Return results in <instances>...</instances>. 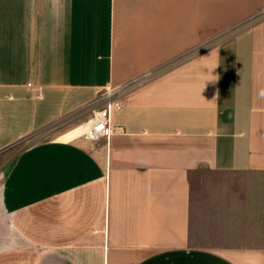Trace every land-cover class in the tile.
<instances>
[{
	"label": "crops",
	"instance_id": "0c3cea01",
	"mask_svg": "<svg viewBox=\"0 0 264 264\" xmlns=\"http://www.w3.org/2000/svg\"><path fill=\"white\" fill-rule=\"evenodd\" d=\"M0 264H264V0H0Z\"/></svg>",
	"mask_w": 264,
	"mask_h": 264
},
{
	"label": "built area",
	"instance_id": "2783aa9c",
	"mask_svg": "<svg viewBox=\"0 0 264 264\" xmlns=\"http://www.w3.org/2000/svg\"><path fill=\"white\" fill-rule=\"evenodd\" d=\"M121 89H107L101 92L95 104L91 107V118L88 121L85 137L101 142L103 139H110L113 128L111 123L112 112L121 109L119 101Z\"/></svg>",
	"mask_w": 264,
	"mask_h": 264
},
{
	"label": "rangeland",
	"instance_id": "374dc122",
	"mask_svg": "<svg viewBox=\"0 0 264 264\" xmlns=\"http://www.w3.org/2000/svg\"><path fill=\"white\" fill-rule=\"evenodd\" d=\"M43 134V133H42ZM53 133H50L49 136H51ZM41 137V135H40ZM46 138V137H45ZM46 139H29L25 144L23 145H19L17 148H14V150L9 151L7 158L8 160H12L14 158V156L20 152L21 150H23L24 148L27 147V145L32 144L33 142H40V141H44ZM219 175L213 174V173H209V172H202L201 174H199L198 176H196L194 182H193V202L194 205L196 207V209L198 208V210H202L205 207V204L208 203L209 198H210V194L208 191H206L205 189L203 190V187L206 186V189H208L209 185H212V183L214 185H217L215 183H218V179H221ZM203 206V208H202ZM204 211V209L202 210ZM195 220H201L200 219V215L198 216V219L195 218Z\"/></svg>",
	"mask_w": 264,
	"mask_h": 264
},
{
	"label": "bare ground",
	"instance_id": "6f19581e",
	"mask_svg": "<svg viewBox=\"0 0 264 264\" xmlns=\"http://www.w3.org/2000/svg\"><path fill=\"white\" fill-rule=\"evenodd\" d=\"M86 132H87V126L78 127L63 135L60 140L63 142H69L73 140L75 137L83 135Z\"/></svg>",
	"mask_w": 264,
	"mask_h": 264
}]
</instances>
